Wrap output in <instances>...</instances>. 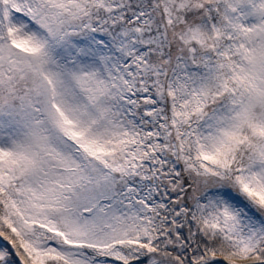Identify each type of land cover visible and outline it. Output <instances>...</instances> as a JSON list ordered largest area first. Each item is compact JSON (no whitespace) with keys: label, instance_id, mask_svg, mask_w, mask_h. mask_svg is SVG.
<instances>
[{"label":"snow or ice","instance_id":"snow-or-ice-1","mask_svg":"<svg viewBox=\"0 0 264 264\" xmlns=\"http://www.w3.org/2000/svg\"><path fill=\"white\" fill-rule=\"evenodd\" d=\"M0 264H264V0H0Z\"/></svg>","mask_w":264,"mask_h":264}]
</instances>
